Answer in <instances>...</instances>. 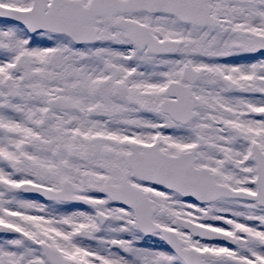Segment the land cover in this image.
<instances>
[{"label": "snow or ice", "instance_id": "snow-or-ice-1", "mask_svg": "<svg viewBox=\"0 0 264 264\" xmlns=\"http://www.w3.org/2000/svg\"><path fill=\"white\" fill-rule=\"evenodd\" d=\"M0 264H264V0H0Z\"/></svg>", "mask_w": 264, "mask_h": 264}]
</instances>
